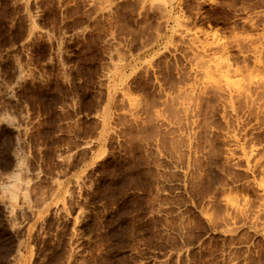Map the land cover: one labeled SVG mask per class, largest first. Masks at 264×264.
I'll return each mask as SVG.
<instances>
[{
  "label": "rangeland",
  "instance_id": "1",
  "mask_svg": "<svg viewBox=\"0 0 264 264\" xmlns=\"http://www.w3.org/2000/svg\"><path fill=\"white\" fill-rule=\"evenodd\" d=\"M0 264H264V0H0Z\"/></svg>",
  "mask_w": 264,
  "mask_h": 264
}]
</instances>
